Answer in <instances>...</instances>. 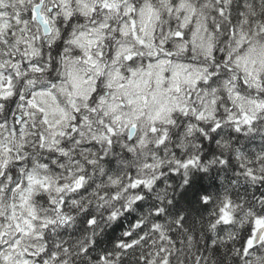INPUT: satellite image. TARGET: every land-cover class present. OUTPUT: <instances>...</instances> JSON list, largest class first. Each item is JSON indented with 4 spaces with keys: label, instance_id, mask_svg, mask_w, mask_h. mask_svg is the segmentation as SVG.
<instances>
[{
    "label": "snow or ice",
    "instance_id": "6c2138e0",
    "mask_svg": "<svg viewBox=\"0 0 264 264\" xmlns=\"http://www.w3.org/2000/svg\"><path fill=\"white\" fill-rule=\"evenodd\" d=\"M0 264H264V0H0Z\"/></svg>",
    "mask_w": 264,
    "mask_h": 264
}]
</instances>
